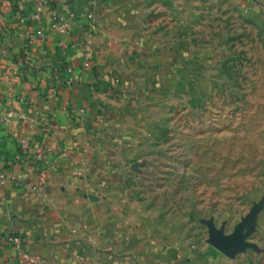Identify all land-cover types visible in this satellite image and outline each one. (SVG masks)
<instances>
[{
  "label": "crops",
  "instance_id": "0c3cea01",
  "mask_svg": "<svg viewBox=\"0 0 264 264\" xmlns=\"http://www.w3.org/2000/svg\"><path fill=\"white\" fill-rule=\"evenodd\" d=\"M196 1L0 0V264L204 262L184 256L151 173L159 73L201 54Z\"/></svg>",
  "mask_w": 264,
  "mask_h": 264
},
{
  "label": "rangeland",
  "instance_id": "374dc122",
  "mask_svg": "<svg viewBox=\"0 0 264 264\" xmlns=\"http://www.w3.org/2000/svg\"><path fill=\"white\" fill-rule=\"evenodd\" d=\"M196 2L201 54L159 73L168 134L151 173L184 256L264 264V0Z\"/></svg>",
  "mask_w": 264,
  "mask_h": 264
},
{
  "label": "built area",
  "instance_id": "2783aa9c",
  "mask_svg": "<svg viewBox=\"0 0 264 264\" xmlns=\"http://www.w3.org/2000/svg\"><path fill=\"white\" fill-rule=\"evenodd\" d=\"M107 1H104V0H92V3L99 7V6H103L106 4ZM85 19H86V23H85V27H84V53H85V56L89 54V49H90V44L92 43L95 35H96V32H97V29H98V14H97V11L95 10H91L89 12H87L85 14ZM86 64V63H85ZM12 115V111H8L6 114H4L2 116V120L4 119H7L9 118L10 116ZM22 148L25 150V151H31L32 150V147H30V145H28L27 142H23V145H22ZM37 158L38 159H43V156L42 154H38L37 155ZM1 213L5 214V210H1ZM7 239L10 243H16L18 241H20V239L13 235V234H9L7 235Z\"/></svg>",
  "mask_w": 264,
  "mask_h": 264
},
{
  "label": "water",
  "instance_id": "95a60500",
  "mask_svg": "<svg viewBox=\"0 0 264 264\" xmlns=\"http://www.w3.org/2000/svg\"><path fill=\"white\" fill-rule=\"evenodd\" d=\"M227 240V238H219L218 242H222L223 244H225V241Z\"/></svg>",
  "mask_w": 264,
  "mask_h": 264
},
{
  "label": "trees",
  "instance_id": "16d2710c",
  "mask_svg": "<svg viewBox=\"0 0 264 264\" xmlns=\"http://www.w3.org/2000/svg\"><path fill=\"white\" fill-rule=\"evenodd\" d=\"M104 1H108V0H104Z\"/></svg>",
  "mask_w": 264,
  "mask_h": 264
}]
</instances>
